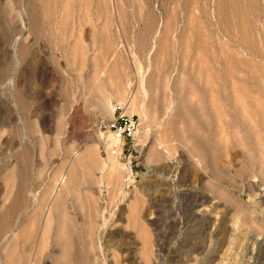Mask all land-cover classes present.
<instances>
[{"label":"rangeland","instance_id":"1","mask_svg":"<svg viewBox=\"0 0 264 264\" xmlns=\"http://www.w3.org/2000/svg\"><path fill=\"white\" fill-rule=\"evenodd\" d=\"M0 264H264V0H0Z\"/></svg>","mask_w":264,"mask_h":264},{"label":"built area","instance_id":"2","mask_svg":"<svg viewBox=\"0 0 264 264\" xmlns=\"http://www.w3.org/2000/svg\"><path fill=\"white\" fill-rule=\"evenodd\" d=\"M107 128L110 132H113L114 139L118 142L119 146L122 143L125 145L126 140L131 141L132 145H134L139 135L140 123L134 116L119 113ZM116 153L112 152V154Z\"/></svg>","mask_w":264,"mask_h":264},{"label":"bare ground","instance_id":"3","mask_svg":"<svg viewBox=\"0 0 264 264\" xmlns=\"http://www.w3.org/2000/svg\"><path fill=\"white\" fill-rule=\"evenodd\" d=\"M114 111H115V109L113 110V114H114ZM114 120V117H113V119L111 120V123H112V121ZM113 138H114V136H113V134H110ZM76 154V153H75ZM107 166V165H106ZM104 169H105V167H104ZM60 183L61 184H63V186H62V189H61V191L59 192V193H57L56 192V194H55V197H56V201L58 200V201H61L62 199H63V197H65V195H67L68 194V191H69V185H70V183H71V175H69V176H66L65 174H63V176L61 177V181H60ZM60 183H58V184H60ZM57 189V188H56ZM58 190V189H57ZM55 191V190H54ZM54 191L52 192V193H54ZM57 205V204H56ZM56 205H55V209H56Z\"/></svg>","mask_w":264,"mask_h":264}]
</instances>
